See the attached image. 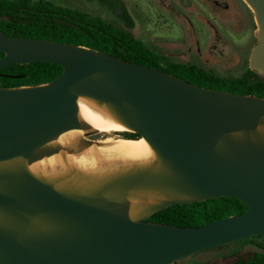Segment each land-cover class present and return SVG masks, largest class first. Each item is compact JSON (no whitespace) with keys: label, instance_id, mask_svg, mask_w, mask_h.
Segmentation results:
<instances>
[{"label":"water","instance_id":"95a60500","mask_svg":"<svg viewBox=\"0 0 264 264\" xmlns=\"http://www.w3.org/2000/svg\"><path fill=\"white\" fill-rule=\"evenodd\" d=\"M251 65L264 73V0ZM0 69L52 62L62 73L48 83L0 87V161L34 151L61 132L81 127L78 97L105 102L160 155L164 168L118 177L97 192H63L24 164L0 168V264H174L209 261L234 242L264 234V98L199 86L166 71L104 51L10 35L0 29ZM136 139V138H128ZM174 190L171 199L133 220L106 190ZM236 197L248 208L202 226L146 221L177 204ZM229 244L222 249H212ZM250 251L264 248L247 244ZM201 255V256H200Z\"/></svg>","mask_w":264,"mask_h":264},{"label":"trees","instance_id":"16d2710c","mask_svg":"<svg viewBox=\"0 0 264 264\" xmlns=\"http://www.w3.org/2000/svg\"><path fill=\"white\" fill-rule=\"evenodd\" d=\"M0 29L10 35L40 38L60 43L82 45L104 51L128 61L151 66L199 86L264 98V80L253 79L248 69L240 78L222 77L200 65L178 62L152 48L131 31L100 16L56 5L49 0H0ZM5 53L0 50V59ZM63 71L52 62H26L0 69V87L34 86L50 82ZM126 138H140L137 133L124 134ZM248 205L236 197H214L203 201L177 204L162 209L146 219L155 223L176 226H202L210 221L243 213ZM264 234L234 242L232 249L215 259H198L199 252L189 261L174 264H264V254L250 251L246 244L264 248L260 240ZM229 244L217 246L226 248Z\"/></svg>","mask_w":264,"mask_h":264},{"label":"rangeland","instance_id":"374dc122","mask_svg":"<svg viewBox=\"0 0 264 264\" xmlns=\"http://www.w3.org/2000/svg\"><path fill=\"white\" fill-rule=\"evenodd\" d=\"M49 1L122 26L175 61L200 65L222 77L240 78L250 69L253 79L264 80V73L251 65L259 42V24L246 0ZM87 131L86 139L101 141L132 133L112 129L99 132L90 127ZM66 172L43 179L63 192L74 191L77 172ZM258 240L264 243V237L252 241Z\"/></svg>","mask_w":264,"mask_h":264},{"label":"bare ground","instance_id":"6f19581e","mask_svg":"<svg viewBox=\"0 0 264 264\" xmlns=\"http://www.w3.org/2000/svg\"><path fill=\"white\" fill-rule=\"evenodd\" d=\"M249 5L257 18L258 10L251 3ZM76 103L81 127L65 130L42 144L34 151L37 159H30L25 154L16 155L0 161V168L24 164L41 179L74 169L78 177L74 182L75 189L91 193L103 189L118 177L138 171H159L165 167L160 155L144 137L128 139L112 136L104 141L86 139L89 127L99 132L109 129L123 132L133 130L105 102L81 96ZM259 130L264 133V123L260 124ZM104 195L125 204L126 213L133 220L148 216L155 206L165 201L189 198L159 187H138L124 194L106 190Z\"/></svg>","mask_w":264,"mask_h":264},{"label":"flooded vegetation","instance_id":"af4514ba","mask_svg":"<svg viewBox=\"0 0 264 264\" xmlns=\"http://www.w3.org/2000/svg\"><path fill=\"white\" fill-rule=\"evenodd\" d=\"M123 138H126L125 136ZM216 249H219V248H216ZM194 256V255H193Z\"/></svg>","mask_w":264,"mask_h":264}]
</instances>
